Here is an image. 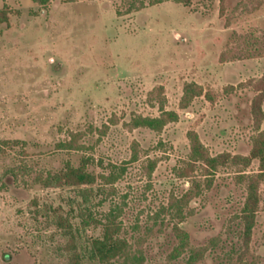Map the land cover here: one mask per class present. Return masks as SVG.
<instances>
[{
    "label": "rangeland",
    "instance_id": "374dc122",
    "mask_svg": "<svg viewBox=\"0 0 264 264\" xmlns=\"http://www.w3.org/2000/svg\"><path fill=\"white\" fill-rule=\"evenodd\" d=\"M134 1L0 0V264H73L115 211L146 264H188L205 248L196 264H264V178L247 249L240 219V177L261 173L259 163L206 169L189 137L212 158L249 156L264 0H140L130 11ZM188 87L202 93L183 107ZM165 112L178 119L161 132L134 128ZM72 134L82 149H60ZM66 165L98 177L86 205L78 189L34 182ZM177 224L190 249L173 259Z\"/></svg>",
    "mask_w": 264,
    "mask_h": 264
},
{
    "label": "trees",
    "instance_id": "16d2710c",
    "mask_svg": "<svg viewBox=\"0 0 264 264\" xmlns=\"http://www.w3.org/2000/svg\"><path fill=\"white\" fill-rule=\"evenodd\" d=\"M51 1L52 0H35L36 3L43 6L47 5ZM66 1L75 2L77 0ZM162 1L163 0H153L151 5L159 4ZM175 1L188 2L189 0ZM223 1L224 0H221V2ZM145 7L146 5L144 2L135 0L130 6V11H138ZM255 87L259 94L255 96L252 101L251 114L255 130L258 134L254 138L253 147L249 156H236L230 158L228 155H220L212 158L206 148L200 143L197 135L195 133H191L189 135L192 158L196 163L202 162L206 169L216 170L220 166H225L229 161H231V163L235 166L243 165L245 168H249L254 161L259 163L261 173L256 174L255 176L242 175L240 177L241 180H248V195L240 215V219L243 224V244L246 249L249 246L256 224V217L259 208V188L264 178V130L261 131V126L264 120V77L255 85ZM190 89L191 87L186 89L185 97L183 99V107L192 101L194 97L201 96L202 89L197 88L198 91L194 90L193 92ZM177 119L178 117L176 114L165 112L158 119L137 118L133 121V125L134 128L143 127L161 132L167 123L176 121ZM80 136L81 134H72V140L68 143L61 144L60 149L65 151H76L82 149L81 146H78V139ZM150 164L151 166L149 167V170L152 172V164H155V162H151ZM86 167L87 166L83 165L76 168L71 165H66L64 170L49 172L46 176L39 174L36 176L34 182L45 188L58 189L68 187L78 189L79 195L83 198L85 202L84 204L86 205L89 203L90 198H92V195L94 194V190L91 186L96 184L98 178L95 174L88 172ZM86 186L90 188L87 189L85 188ZM189 199L190 198L186 196L182 197L181 200L176 202L177 208L181 210L184 206H187ZM78 205L80 206V215L85 218L86 211H83L85 208L82 207V204ZM119 216L120 213L116 211L109 214L108 222L105 224L102 236L100 238H92L89 240L88 247L84 253L85 255L80 256V254L75 253L73 257V264H146L142 249L133 252L131 244L127 240L120 237L122 224L118 221ZM88 217L91 218V213ZM55 220L58 225H61L67 230L73 229V224L70 223V220L67 217H62L61 215L56 214ZM179 224H177L174 228V233L177 236L179 243L173 251V259L180 257L190 249L188 235L181 230ZM74 238L75 237L73 236L71 240L73 246L75 245ZM206 251V248L191 250V256L188 264H196L200 258L204 256Z\"/></svg>",
    "mask_w": 264,
    "mask_h": 264
}]
</instances>
